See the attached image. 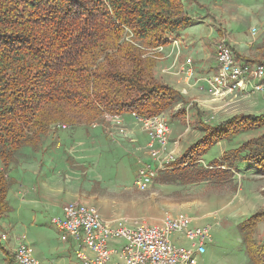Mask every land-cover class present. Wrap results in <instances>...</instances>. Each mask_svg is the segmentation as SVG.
I'll return each mask as SVG.
<instances>
[{
	"label": "trees",
	"instance_id": "obj_1",
	"mask_svg": "<svg viewBox=\"0 0 264 264\" xmlns=\"http://www.w3.org/2000/svg\"><path fill=\"white\" fill-rule=\"evenodd\" d=\"M193 24L183 0H0V227L12 210V166L51 129L103 113L153 117L178 105L183 110L177 115H185L184 96L156 77L157 50ZM202 125L208 135L172 167L198 165L197 151L242 129L263 127L264 114ZM253 162L264 165V133L184 176L225 179ZM262 221L259 211L240 225L250 264H264V242L255 238Z\"/></svg>",
	"mask_w": 264,
	"mask_h": 264
},
{
	"label": "rangeland",
	"instance_id": "obj_2",
	"mask_svg": "<svg viewBox=\"0 0 264 264\" xmlns=\"http://www.w3.org/2000/svg\"><path fill=\"white\" fill-rule=\"evenodd\" d=\"M184 4L185 8L195 17L196 15L208 17L210 14L216 16L215 21L217 24L219 23L218 26L221 29L220 32L215 30L213 37L221 39L223 34L227 33L233 45H235V40L238 41V37L247 39L249 36L252 39L251 29L255 28L258 32L255 36V43L245 44L244 47L242 43L238 44L236 47L238 46L237 48L241 52L235 51V49L233 51L239 62L264 66V0H185ZM220 23L222 24L220 25ZM186 30L188 28L184 31ZM202 30L203 35L206 36L209 28L203 27ZM237 52H240L239 55ZM160 54V52L157 53L159 56ZM159 59L160 57L158 61ZM158 80L164 83L159 78ZM255 96L260 97L254 103L255 106L259 104V107L255 110L257 114L252 115H262L264 114V93H257ZM212 99L215 100L213 97ZM225 100L227 101L226 106H232L239 99L230 96ZM243 108L244 106L240 110H244ZM175 110H177V106L164 113L168 115L171 124H173L172 136L174 137L172 140L171 136V144L179 143L181 151L178 153V159L184 155L186 150L208 135L202 121L208 125L218 124L242 115H177ZM104 114L90 123H103ZM63 125L61 124L59 127L63 128ZM67 126L70 127V125ZM262 133H264V126L257 129H242L231 139H227L228 135L219 141H214L208 150H200L195 153L196 155L200 153L197 156L201 155L198 165L188 162L180 168L172 167L170 170L161 172L145 192L138 191L134 185L139 168L136 158L142 155L131 151L127 153L118 150L112 152L111 159L109 161L102 160L98 164V168L93 169V174L81 173L79 167L73 166V169H78L75 172L81 174L75 173L72 177L85 178L83 193L86 200L91 203L85 201L84 203L97 208L107 220L115 224L128 226L134 225L137 221L157 224L167 215L186 213L197 219V223L200 225L212 226L213 242L206 247L208 253L205 259L202 260L201 257H198V264H250L244 248L240 225L255 213L264 211V165L261 164L257 167L254 162L252 164L242 163L234 171V176H228L227 179L217 177L206 181L202 179L188 181L187 176L184 175L190 174L195 168L198 169L197 167H208L212 161L221 159L228 151L239 148L244 142L256 138ZM174 169L176 170L173 171ZM84 170L86 171V169ZM170 171L172 172L168 174ZM86 187L89 188V191L85 190ZM12 216L13 213L3 218L4 222L8 224L5 232L9 233V242H1L4 247L15 248L17 237L23 235L28 236V243L33 253L40 250L37 240L39 241L42 237H45L44 240L52 248L64 245L60 233L52 224V217L44 222V226L31 225V221L23 226L22 224L17 225V220H14ZM255 238L261 243L264 242V221L255 228ZM183 246L190 248L191 244L186 242ZM0 264H8V258L2 253L0 254Z\"/></svg>",
	"mask_w": 264,
	"mask_h": 264
},
{
	"label": "crops",
	"instance_id": "obj_3",
	"mask_svg": "<svg viewBox=\"0 0 264 264\" xmlns=\"http://www.w3.org/2000/svg\"><path fill=\"white\" fill-rule=\"evenodd\" d=\"M183 1L185 3V0ZM186 11L194 20V24L188 28L190 31L186 30L188 32L182 31L178 35H173L169 43L164 46L157 64L156 77L184 96L185 115L257 114L255 110L259 104L255 106L254 103L260 97L255 94L249 96L240 94L238 102L232 106H226L227 99L223 101L212 99L208 86L200 79L217 72L215 57L221 39L213 36L215 30L220 32L221 28L215 21L214 15L210 14L208 17L196 15L195 17L188 9ZM203 27L209 28L206 36L202 33ZM223 36L221 38H224ZM175 40L176 45L173 43ZM237 40L234 42L233 49L240 52L236 45L242 43L244 47L245 44L252 45L256 41L249 36L247 39L238 37ZM240 52H237L238 55ZM188 59H192L191 64H187ZM189 69L193 72L190 77L187 76ZM242 106L244 110L241 111ZM179 110H183L181 105H178L175 111ZM122 115L126 125L133 131L134 142L119 137L114 140L105 132L103 123L98 122L97 127H94L92 125L94 122H87L69 128L56 126L49 131L40 146L26 147L22 150V158L12 166L10 172L12 181L8 194L12 208L9 215L13 213L12 218L17 220V225L26 226L27 222L31 221V225L44 226L48 218L62 216L64 206L70 202L91 203L86 200L83 193L85 178L72 177L76 173L75 170H78L73 169V166L79 167L81 173L93 174V169L98 168L102 160L109 161L111 153L117 150L123 153L131 151L141 154V157L136 158L137 161L139 158L145 161L150 160L146 152L142 150L147 146L149 137L139 128L129 112H124ZM177 151L178 153L181 151L179 145ZM87 168H89L88 171ZM88 187L85 188L86 191H89ZM7 225L2 219L0 232H4L8 228ZM44 239L45 237H42L39 241L37 240L40 250L33 253L41 264H82L75 252V242H63V246L52 248ZM174 240L180 244L187 242L178 237ZM26 242H29L28 236H26ZM5 251L13 256L11 247H4L0 241V254L6 255ZM207 253L208 248L205 254L200 256L202 260ZM13 261L17 264L15 259Z\"/></svg>",
	"mask_w": 264,
	"mask_h": 264
},
{
	"label": "built area",
	"instance_id": "obj_4",
	"mask_svg": "<svg viewBox=\"0 0 264 264\" xmlns=\"http://www.w3.org/2000/svg\"><path fill=\"white\" fill-rule=\"evenodd\" d=\"M257 33L255 28L251 29L254 39ZM223 35L215 57L217 72L200 79L208 86L209 94L214 101H219L230 96L239 98L240 94L264 93V66L239 62L228 34ZM173 43L176 45L177 41ZM163 50L164 46L157 52ZM191 63L192 59H188L187 64ZM192 74L189 69L187 76ZM130 115L149 137L142 150L150 160L138 159L139 169L134 181L136 189L145 192L161 172L170 170L177 161L179 143L171 144L172 126L165 113L153 117L136 112ZM103 119L105 132L114 140L122 138L134 142L133 131L122 114L105 113ZM97 123L92 125L97 127ZM63 128L68 126L63 125ZM52 224L62 242H75V252L82 264H198V257L205 254L207 245L213 242L212 226L200 225L186 213L167 215L157 224L137 221L127 226L107 220L95 207L70 202L64 206L62 216L52 219ZM175 237L189 242L190 248L177 243ZM25 240V235L17 237V246L11 248L16 263L41 264ZM0 241L8 243L9 233L0 232Z\"/></svg>",
	"mask_w": 264,
	"mask_h": 264
}]
</instances>
